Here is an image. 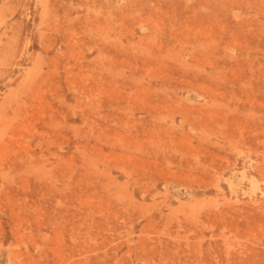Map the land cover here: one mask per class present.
I'll use <instances>...</instances> for the list:
<instances>
[{
	"label": "rangeland",
	"instance_id": "1",
	"mask_svg": "<svg viewBox=\"0 0 264 264\" xmlns=\"http://www.w3.org/2000/svg\"><path fill=\"white\" fill-rule=\"evenodd\" d=\"M0 264H264V0H0Z\"/></svg>",
	"mask_w": 264,
	"mask_h": 264
}]
</instances>
